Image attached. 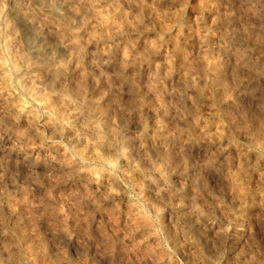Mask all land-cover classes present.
Wrapping results in <instances>:
<instances>
[{"label": "clouds", "instance_id": "1", "mask_svg": "<svg viewBox=\"0 0 264 264\" xmlns=\"http://www.w3.org/2000/svg\"><path fill=\"white\" fill-rule=\"evenodd\" d=\"M88 2L95 10L92 18L105 27L111 25L107 40L118 48L115 37L122 36L132 47L129 34L136 28L126 32L124 27L131 21L106 15L101 6L104 0ZM139 2L143 6L146 0ZM117 3L113 0L109 7ZM182 3L187 7L189 0ZM226 3L227 9L210 13L219 17L214 27L205 21L203 8L200 15L187 18L181 8L172 14L163 35H157L155 45L149 42L139 57L125 53L117 61L113 48L106 46L115 65L110 77L85 73L81 78L86 56L93 67L97 57L87 52L93 40H84L77 29L64 49L67 55L60 74H50L46 67L38 69L42 79H55L56 85L51 91L44 90L40 99L29 93L16 105L21 115L35 114L34 126L43 115L53 117L63 128L80 125L75 135L86 142V160L63 138L51 139L44 132L39 133L41 146L50 141V146H58L57 152L64 148L59 164L76 175L87 173V183L103 189L100 200L128 198L137 226L145 230L144 241L155 238L154 249L169 264H183L177 252L188 264H264V0ZM0 4V18L6 19L7 0ZM143 30L150 31L146 24ZM156 60L165 61L163 75ZM27 67L9 66L6 59H0L5 87L19 86ZM129 69L134 75H128ZM88 75L102 97L99 101L89 99ZM166 81L172 82L171 88ZM205 104H211L215 114L208 123L221 119L216 132L208 124L202 127L205 113L198 106ZM81 110L87 113V122L74 121L73 113ZM225 144L230 152L224 150ZM169 159L177 161L175 167ZM189 168L198 178L197 190L192 192L185 189L191 179ZM253 176L258 177L255 189L251 187ZM205 179L220 192L211 202L199 191ZM131 192L137 194L135 202ZM256 192L261 195L250 203L249 196L255 197ZM182 195L190 218L188 231L177 228L171 219L174 201ZM225 195L232 206L225 202ZM16 204L27 210L22 220ZM72 210L71 205L66 210L65 203L51 193L37 203L0 197V264H87L89 251L99 256L101 264H113V258L104 254L99 230L90 233L86 227L87 213L77 209L75 227L69 224ZM237 213L246 218L233 227ZM12 217L19 222L14 223ZM192 232L202 244L192 240ZM93 260L95 264L96 256Z\"/></svg>", "mask_w": 264, "mask_h": 264}, {"label": "rangeland", "instance_id": "2", "mask_svg": "<svg viewBox=\"0 0 264 264\" xmlns=\"http://www.w3.org/2000/svg\"><path fill=\"white\" fill-rule=\"evenodd\" d=\"M38 2H36V0H7L8 9L5 12L6 19L0 18V59H6L9 66L13 65V62L15 65H18L19 61H23L25 59V61L19 62L18 67L20 66V68H24L29 60L27 64L28 67L24 72V79L21 80V84L19 86L5 87L6 81L3 80V70H0V175H3L4 177V180L0 182V197H3L5 201L26 200L32 203H37L42 200H47L48 194L51 193V195L57 200L65 203L66 210L70 205L72 206L73 210L69 212L68 219L69 224L73 227H75V225H73V219L76 215L77 209L88 214L86 218V227H88L90 233H94L96 230H99L101 235L104 237V254L113 258V264H169L167 258H162L163 254L161 251L154 249L155 238H153L152 241H144L145 230L143 227L137 226L139 222L136 221L135 216L128 207V198H125L123 201L119 199L115 201L100 200L99 192L103 191V189L98 190L95 184H88L85 180V177L88 175L87 173H80L79 175H76L71 169L66 166L62 167L59 164V161L63 158V152L65 151L64 148H59V152H57L58 146H50V141H44L43 146H41L42 138L39 133L44 132L51 139L63 138L64 143L67 144L68 147L80 152L86 160L89 154L85 147L86 142L83 141L81 137L75 135V128L80 125H75L74 128H63L57 124V121L53 117L43 115L34 126L33 121L35 120V114L33 116H29L27 113H24L23 115L19 113V108L17 109L16 105L20 103L22 96L31 93L34 99H40L41 93L44 90L51 91L53 86L56 85L55 79H42L38 69L46 67L50 74L56 75L55 73L60 69L61 61L67 55L64 51V45L62 43L59 44V41H57L49 31L46 32L47 30H41L42 32L40 33L37 30H40L41 27L47 23V21L48 23L49 21H53L54 23L59 22L61 25L59 23L58 24L62 27H68L69 24H73L74 16L71 12H66L64 7L57 5L59 9H56L58 7L53 8L54 10L47 9ZM67 2L69 3V0H67ZM75 2L77 1H74L71 4L74 6ZM77 3L80 4V2ZM78 4L76 5L75 3L77 7H79ZM110 4H113V0H104L101 5L107 10L106 13H113L116 19L121 22L124 21L125 17L128 21H131V24L125 23L124 25L126 32H128V29L132 26L136 28L135 32H131L129 34L133 44L132 47H129L127 40L122 36L115 37V40L119 42L118 48L110 41L113 47H115L114 53H117L115 54V59L117 61L120 60L121 57L119 58V55L122 53L123 55L124 53H127L133 58L145 54V49L148 47L149 42L155 45L157 35H163L164 29L170 26V17L172 14L180 11L181 8H183L185 18L200 15L201 8H203L205 21L214 27L213 22L219 17L217 15L210 16V13H215L217 10L223 11L229 7L226 0H189L187 7H184L182 0H146L143 6H141L139 0H118V3L113 7H109ZM2 6L3 5L0 4V7ZM76 8H74L75 11L78 10V8ZM117 8H119V11H117ZM87 11L89 15L86 12V19L88 20H84L85 23H83L85 26L82 24V27H84L82 37L85 39L87 36L91 38V34L94 36H100L95 37L96 39L92 36L91 39L93 40L94 38V40L87 48V52L93 53L97 57L94 61L95 66H90L89 57L86 56L84 68L81 69L80 72L81 78L84 77L85 73H94L98 77L101 74L110 77L112 75L113 68L115 67L113 59L109 55H106L107 53H104V55L101 54L102 46L99 45L101 43V39H107L104 37H106L108 30L106 31L105 29L97 27V21L92 18L94 15L92 9L88 8ZM23 16L25 17L23 18ZM89 16L92 17L90 18ZM74 20L76 21L75 17ZM149 20L152 22L148 23ZM75 21L74 24L76 23ZM138 21H143V23H139ZM33 24H36V26H32ZM38 24L42 25L40 26ZM145 24L150 29L149 32H144L143 29ZM38 27L40 29H38ZM7 29L8 31H13V29L14 31L18 30V32L14 33H16L17 36L20 34V38L13 32H8ZM48 33H50L51 37H49ZM9 34H11V37H8ZM13 36L17 38H12ZM45 36L47 38V42L49 40L48 43L45 41ZM41 37L42 40L44 37L43 41L47 46L43 45V41H37L40 40L38 38ZM23 38H28V41H26L30 45L32 43L31 46L35 45L34 49L26 41H24ZM6 39L9 41V49L12 48L14 50L16 44L18 43L17 46H19V43L22 42L23 44L27 43L29 47L27 45L24 46L20 44V47L23 46L22 49L20 50L19 47H16L14 50L15 52L13 51L14 53L11 55L10 53L12 52H10L7 48L8 42ZM17 39L20 41L22 39L23 40L22 42H19L18 40L16 43L15 41ZM13 40L15 44L13 43ZM52 40H55L57 45ZM5 41L7 42V46ZM50 41H52L55 45L52 42L51 44ZM94 41L95 44L97 42V46L94 44ZM38 43H42L43 46H38ZM36 44H38L37 46L40 50L37 48ZM12 45L14 47H12ZM16 50L19 52L23 51L21 52L23 53V57L21 56L23 59L18 57L21 54L19 52H17L19 55L16 56ZM41 50L43 52H41ZM24 53L30 54L28 57L29 59L26 60L25 56L27 54ZM99 54H101V58L99 57ZM12 56L20 58L19 61L18 59L15 60L18 61L17 64L13 61L15 58H12ZM36 57L38 58L36 59ZM164 64L165 61L162 60H156L155 62V65H158L161 69V75L167 71ZM128 75H134L131 69H129ZM87 80L89 99H96L97 101L101 100L102 97L99 94V90L94 91L92 85V75H88ZM166 83H168L171 88L172 82L166 81ZM72 86L71 81H69L68 88L70 90L73 89ZM50 87L52 88L50 89ZM32 102V100L27 101V103ZM53 103L58 106L59 102L55 97H53ZM198 107H200L201 112L205 113L202 127L204 124H208L210 131L216 132L217 126L221 124V119H216L215 124L208 123L209 116L215 115L212 112V105L205 104ZM17 116H19L18 120L16 119ZM220 116L222 118V113ZM87 118V113L83 112V110H81V113L79 114L73 113L74 121L75 119H79L81 123H84L87 122ZM223 123L227 124V121L225 120ZM181 127H183V123H181ZM220 130L226 131L225 128H221ZM224 150L230 152L229 145L225 144ZM52 156H56L57 159L52 160ZM228 158L230 159V156ZM168 163L170 166L175 167L177 161L169 159ZM188 175L191 179L187 184H185V189L189 190V192L197 190L195 181L198 178L193 175L191 168L188 169ZM156 179L159 180L158 177ZM257 179V176L252 177L251 187L253 189L257 186ZM199 191L205 199L209 200V202H211L214 197L220 195V192L217 191L206 179L200 181ZM228 195H230V193ZM228 195L224 196V200L229 206H232V201L228 199ZM260 195V192H256L255 197L250 195L249 202L251 203L253 198H258ZM136 196L137 194L135 192L130 193V197L133 202H135ZM185 203L186 197L182 195L179 199L174 201V207L170 211H172L171 219L173 220L175 226L188 231L190 218L186 214L184 208ZM16 208L18 209V214H20L19 219L22 220L24 216L27 215V210L22 204H16ZM5 212H7L6 208ZM217 215H220L221 218H223L222 213L218 212ZM245 218L246 214L242 215L237 213L233 227H235V224L239 223L241 219ZM11 219L14 223L19 222L17 217H12ZM81 223H85V219L83 217L81 218ZM254 230L255 227L253 228V231ZM191 237L193 241L202 244L194 232L191 233ZM204 251L207 253V248H204ZM176 255L180 257L183 264H188V261L184 259L182 253L177 252ZM94 256H96L95 264H101L99 256L94 251L88 252L87 264H94Z\"/></svg>", "mask_w": 264, "mask_h": 264}, {"label": "bare ground", "instance_id": "3", "mask_svg": "<svg viewBox=\"0 0 264 264\" xmlns=\"http://www.w3.org/2000/svg\"><path fill=\"white\" fill-rule=\"evenodd\" d=\"M20 1H21V0H20ZM38 1H39V2H38ZM38 1L36 0V2H38V3L41 4L44 8H47V9H53V8H55V7H58V6H60V7H64V8L66 9V12H71L72 15L75 17L76 21L74 20V17L72 16V17H73V24L71 23L72 25L69 24V26L66 25V26H68V27H62V26H60L61 24H60L59 22H58V23H59L60 25H59L57 22L54 23L53 21H52L53 23L50 22V21H49V23H48L47 20H46L47 23H46V22H45L46 24L43 23L44 26H42L43 28L41 27V29H40L39 27H40L42 24H38V25H40V26L38 27V29H40V30H37V31H39L40 33L42 32L41 30H45V31L47 30L46 32L49 31V32L52 34V36H53L57 41H59V44L62 43V44L64 45V47H67V46H68V39H69L71 36H73V35L76 34V30H77V29H80V31H79L78 34H79L80 36H83V32H82V31H83V28H84V27H82V24L85 26V24H84L85 21H84V20L86 19V16H87V14H88V11H87L88 8L92 9L93 14H95V10L92 8V5L88 2V0H85V2H84L83 4H81V3L78 4V3H77V2H80V0H71L72 2L77 1V2H75V3H76V5L78 4L79 7H77V6L75 5V3H74V6H73V4H71L72 2H71L70 0H69V3L67 2V0H38ZM70 2H71V3H70ZM16 4H17V3H16ZM20 5H21V4H20ZM57 5H58V6H57ZM21 7H23V6H21ZM76 7L78 8V10L75 11L74 8H76ZM103 7H104V6H103ZM77 8H76V9H77ZM40 9H41V8H40ZM47 9H46V10H47ZM56 9H59V7L56 8ZM61 9H62V8H61ZM53 10H54V9H53ZM53 10H52V11H53ZM62 10H63V9H62ZM26 11H27V10H26ZM47 11H48V10H47ZM54 12H55V11H54ZM86 12H87V14H86ZM17 13H18V12H17ZM20 13H21V12H20ZM40 13H41V12H40ZM50 13H51V12H50ZM52 13H53V12H52ZM60 13H61V12H60ZM107 13H108V12H107ZM107 13H106V14H107ZM56 14H57V12H56ZM67 14H69V13H67ZM108 14H109V13H108ZM19 15H20V14H19ZM23 15H24V14H23ZM65 15H66V14H65ZM88 15H89V14H88ZM93 16H94V15H93ZM24 17H25V16H23V18H24ZM72 17H71V18H72ZM89 17H90V16H89ZM91 17H92V16H91ZM91 17H90V18H91ZM23 18H22V19H23ZM65 18H66V17H65ZM115 18H116V17H115ZM28 19H29V18H28ZM48 20H49V19H48ZM68 20H69V19H68ZM86 20H88V19H86ZM90 20H91V19H90ZM25 21H26V20H25ZM32 21H33V20H32ZM74 21L76 22L75 24H74ZM95 21H97V20L95 19ZM61 22H62V21H61ZM83 22H84V23H83ZM86 22H87V21H86ZM25 23H26V22H25ZM28 23H29V22H28ZM92 23H93V22H92ZM95 23H96V22H95ZM97 23H98V21H97ZM29 24H30V23H29ZM36 24H37V23H36ZM36 24H33L32 26H34V25L36 26ZM65 24H66V23H65ZM5 25H6V24H5ZM12 25H13V24H12ZM38 25H37V26H38ZM95 25H96V24H95ZM32 26H31V27H32ZM63 26H64V25H63ZM97 27H100L101 29H105L106 31H107V30L109 31L110 28H111V25H109L108 27H105V26L100 25V24L98 23V26H97ZM36 28H37V27H36ZM8 29H9V28H8ZM8 29H7V31H8ZM32 29H33V27H32ZM28 30H29V29H28ZM34 30L36 31L35 28H34ZM97 30H98V29H97ZM9 31H10V30H9ZM9 31H8V32H9ZM95 31H96V30H95ZM98 31H99V30H98ZM10 32H13V33H14V32H18V30H15V31H14V29H13V31H10ZM31 32H32V31H31ZM39 32H38V33H39ZM43 32H44V31H43ZM103 32H104V31H103ZM13 33H11V34H12V35H14V34L16 35V33H14V34H13ZM26 33H27V32H26ZM28 33H29V32H28ZM50 33H48V34H49V37H51ZM6 34H8V33H6ZM11 34H9L8 37H11ZM17 34H18V33H17ZM44 34H46V33H44ZM48 34H47V37H48ZM84 34H85V33H84ZM86 34H87V32H86ZM90 34H91V33H90ZM90 34H88V35H90ZM104 34H105V33H104ZM5 36H7V35H5ZM16 36H17V35H16ZM20 36H21V35L19 34V36H17V37L20 38ZM25 36H26V35H25ZM33 36H35V35H33ZM41 36H42V35H41ZM84 36H85V35H84ZM92 36L95 38V37H99L100 35H98V36L95 35V36H94L93 34H91L90 37L92 38ZM102 36H103V35H102ZM102 36H101V37H102ZM14 37H15V36H13L12 38H14ZM17 37H15V39H16ZM26 37H27V36H26ZM37 37H38V35H37ZM85 37H86V36H85ZM6 38H7V37H6ZM21 38H22V37H21ZM29 38H30V37H29ZM32 38H33V37H32ZM87 38H88V40L90 39L88 36H87ZM87 38H86V39L84 38V39L87 40ZM94 38H93V40H94ZM102 38H103V37H102ZM104 38H106V37H104ZM23 39H24V38H23ZM23 39H22V40H23ZM38 39H40V40H37L38 42H40V41L42 42V41L44 40V37H43V40H42V37H41V38H38ZM46 39H47V38H46V36H45V41L47 42ZM95 39H96V38H95ZM98 39H99V38H98ZM6 40H7V42H8V46H7V42H6V41H5V43H6L7 48L9 49V41H8V39H6ZM18 40H19V39H17L15 42L17 43ZM22 40H21V41L19 40V42H22ZM26 40L28 41V38H27V39H26V38L24 39V41H26ZM33 40H34V39H33ZM99 40H100V39H99ZM27 41H26V42H27ZM34 41H36V40H34ZM52 41H53V40H52ZM52 41H50V43H51ZM15 42H14V40H13V43H14V44H15ZM43 42H44V41H43ZM48 42H49V40H48ZM48 42H47V43H48ZM53 42L55 43V40H54ZM53 42H52V43H53ZM13 43H10V44H13ZM27 43H28V42H27ZM27 43H26V44H25V43L23 44V42H22V43H19V46H17V44H18V43H17V44H16V47H17V48L19 47L20 50H21L23 46L20 47V44L26 46ZM36 43H37V42H36ZM52 43H51V44H52ZM54 43H53V44H54ZM57 43H58V42H57ZM28 44H29V43H28ZM38 44H39V43H38ZM38 44H36V46H37ZM51 44H50V45H51ZM55 44H56V43H55ZM55 44H54V45H55ZM94 44H95V41H94ZM96 44H97V42H96ZM96 44H95V45H96ZM29 45H30V44H29ZM31 45H32V43H31ZM31 45H30V46H31ZM43 45L47 46V45L45 44V42L43 43ZM43 45H42V43H40L38 46H41V47H42ZM56 45H57V44H56ZM99 45L102 46V48H101V47H100V48H101L102 51H103V53H102V51H101V54H103V55H104V53H107L106 55H109V53L106 51V46L112 47V48H113V52H115V51H114V50H115V47H113V45L111 44V42L108 41L107 39H106V40H102V39H101V43H100ZM27 46H28V45H27ZM34 46H35V45H33V46H31V47H33V49H34ZM38 46H37V48L40 50V48H39ZM51 46H52V45H51ZM96 46H97V45H96ZM10 47H11V46H10ZM12 47H14V46L12 45ZM16 47H14V48L16 49ZM28 47H29V46H28ZM11 49H12V48H10L9 50H10V52H12V53H10V54L12 55V54L15 52V51H14L15 49H14V50L12 49V51H11ZM30 49H31V48H30ZM41 49H42V48H41ZM43 49H44V48H43ZM101 49H100V50H101ZM18 50H19V49H18ZM20 50H19V51H20ZM36 50H37V49H36ZM13 51H14V52H13ZM19 51L16 50V53L19 52ZM26 51H27V50H26ZM31 51H32V49H31ZM21 52H23V51H21ZM21 52H19V53H21ZM28 52H29V51H28ZM35 52H36V51H35ZM38 52H39V51H38ZM41 52H43V51L41 50ZM33 53H34V52H33ZM33 53H32V54H33ZM24 54H27V55L25 56L26 60L29 59L28 57H29L30 54H28V53H24ZM32 54H31V55H32ZM36 54H37V53H36ZM97 54H98V53H97ZM97 54H96V55H97ZM101 54H99V57H100V58H101ZM115 54H117V53H115ZM18 55H19V54L17 53L16 56H18ZM22 55H23V53H21L20 56H18V57H21ZM37 55H38V54H37ZM122 55H123V53H122L121 55H119V58L121 57V58L123 59L125 53H124L123 56H122ZM97 56H98V55H97ZM109 56H110V55H109ZM22 57H23V56H22ZM22 57H21V58H22ZM39 57H40V56H39ZM12 58H15L13 61H15V60H17V59H18V61L20 60V58H17V57H15V56H14V57L12 56ZM12 58H11V59H12ZM30 58H31V57H30ZM37 58H38V57H36V59H37ZM103 58H104V57H103ZM106 58H107V57H106ZM121 58H120V60H122ZM22 59H23V58H22ZM102 60H103V59H102ZM102 60H101V61H102ZM104 60H105V58H104ZM18 61H15V63L17 64ZM23 61H25V59H24ZM23 61L21 60V61H19V62H23ZM28 61H29V60H28ZM28 61H27L26 65L28 64ZM30 61H31V60H30ZM98 61H100V60H98ZM19 62H18V65H19ZM98 63H99V62H98ZM13 64H14V62H13ZM20 64H21V63H20ZM18 65H17V66H18ZM46 65H47V64H46ZM19 67H20V66H19ZM61 70H62V69H61V66H60V69L57 70V72L54 70V71L56 72V73H55V72H54V73H55L56 75H59L60 72H61ZM53 82H55V81H53ZM53 87H54V86H53ZM72 87H73V86H72ZM51 88H52V87H50V89H51ZM24 91H25V90H24ZM26 91H28V90H26ZM30 92H31V91H30ZM17 109H18V107H17ZM18 111H19V110H18ZM18 111H17V112H18ZM19 113H20V112H19Z\"/></svg>", "mask_w": 264, "mask_h": 264}]
</instances>
